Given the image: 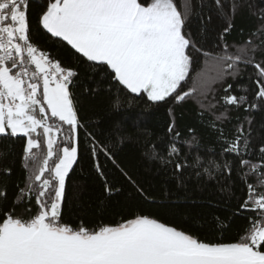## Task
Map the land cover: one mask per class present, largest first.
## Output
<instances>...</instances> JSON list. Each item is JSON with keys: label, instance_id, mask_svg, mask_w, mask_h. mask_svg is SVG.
Masks as SVG:
<instances>
[{"label": "snow or ice", "instance_id": "1", "mask_svg": "<svg viewBox=\"0 0 264 264\" xmlns=\"http://www.w3.org/2000/svg\"><path fill=\"white\" fill-rule=\"evenodd\" d=\"M32 3L0 0V136L25 140L21 160L29 175L14 203L27 198L30 204L34 197L37 208L27 217L14 208L0 210V264H264V142L256 151L250 116L243 121L238 118L233 138L224 141L227 146L220 154L221 163L195 157V164L210 179L219 176L226 182L221 191L231 192L233 172L246 188L243 202L232 215L253 212L255 216L249 218L238 239L213 242L145 214L95 227L61 222L66 180L80 157L83 125L72 92L79 86V72L63 66L61 59L33 41L28 15ZM215 5L227 27L207 50L187 31L195 14L193 7L186 5L180 11L174 0H41L36 27L54 42L70 46L77 63L97 75L96 86L83 87L82 95H94L102 84L109 92L116 89L112 107L117 111L123 107L121 89L146 97L154 105L168 100L180 104L199 96L201 114L208 111L215 120L226 119L230 108L264 110V25L233 48L226 36L233 27L235 5L229 12H224L222 0H215ZM211 19L201 16V23ZM198 57L206 61L203 75L184 91ZM249 66L253 73L246 94L236 95L232 84H226L224 94L216 100L215 86L230 77L234 80ZM220 104L224 111L216 116ZM169 115H173L171 108ZM212 128L218 130L215 122ZM218 131L224 139L223 131ZM166 132L168 159L159 151H153L150 159L173 164L175 173L182 176L185 168L195 165L188 162L190 152L181 156V133L174 117ZM87 135L85 147L96 171L102 173L99 156L113 158V151ZM224 153L234 159L224 158ZM3 173L10 175L11 168H4ZM123 174L136 184L127 172ZM195 175L199 177L201 172ZM251 178L255 182H249ZM105 190L111 191L107 184ZM6 196L0 190V198ZM26 211L32 213L30 207ZM221 223L223 228L229 226Z\"/></svg>", "mask_w": 264, "mask_h": 264}, {"label": "trees", "instance_id": "2", "mask_svg": "<svg viewBox=\"0 0 264 264\" xmlns=\"http://www.w3.org/2000/svg\"><path fill=\"white\" fill-rule=\"evenodd\" d=\"M40 2L41 0H33L28 13L33 41L39 48L55 54L63 61V66L73 67L79 72L76 79L79 86L73 87L72 92L77 98L78 115L83 125L80 129V157L66 180L61 222L73 227L81 222L87 227H95L99 223L120 222L137 214H145L213 242L238 239L249 225V218L255 216L253 212L232 215L239 203L243 202L246 188L233 172L231 192L221 191L226 187V182L219 176L210 179L203 173V168L195 164V157L199 155L202 161L215 159L221 163L220 154L227 146L224 141L233 138L238 118L243 121L249 116L253 119L252 143L258 151L259 144L264 142V110L245 112L243 107L230 108L226 119L221 117V120H215V116L208 111L201 114L199 96H190L180 104L168 100L154 105L146 97L128 94L121 89L119 96L123 107L117 111L112 107L116 97L115 88L109 92L107 85L102 84L94 95H82L83 87H95L93 81L98 77L86 65L77 63L70 46L54 42L37 29ZM174 2L180 11H184L186 5L193 7L195 14L188 21L187 31L192 33V38L203 45L205 50L213 48L218 33L227 27L226 19L217 14L215 0ZM222 4L224 12H229L232 5H235L233 27L226 36L233 48L241 46L256 29L264 25V0H222ZM209 15L212 17L211 22L202 24L201 16L206 20ZM259 58L258 56L257 59ZM205 63L203 57L197 58L182 90L187 91L193 87V79L199 81ZM241 68L244 66L241 65ZM252 73L253 69L249 66L234 80L230 77L225 83L217 84L216 100L224 94L222 89L226 84H232L234 94H246L244 89H250ZM169 108L172 109V116L169 115ZM223 111L224 107L220 104L215 109V115L219 116ZM173 117L176 130L181 133L178 144L181 156L190 152L188 162L195 165L193 168H185L182 176L175 173L173 164L165 165L160 160L150 159L153 151H159L165 160L168 159L169 137L166 129ZM213 122L216 129L223 131L224 139L219 138L220 131L212 128ZM190 128L194 130L193 133L188 131ZM87 134L104 142L113 151V158H106L103 154L99 156L102 173L96 171L95 161L90 158V152L85 147L89 141ZM24 142L23 138L0 136V190L7 193L6 198H0V210L14 208L18 214L27 217L37 210L35 198H32L30 204L27 198L14 203L19 188L25 186L29 175L21 160ZM224 158L234 159L228 153H224ZM7 167L11 168L10 175L3 173V169ZM196 171H200L201 176H196ZM124 172L136 184L131 183ZM249 182H255V178H251ZM106 184L110 192L105 190ZM29 207L32 213L26 211ZM217 217L220 218L219 221H216ZM221 222H228L229 226L223 228Z\"/></svg>", "mask_w": 264, "mask_h": 264}]
</instances>
